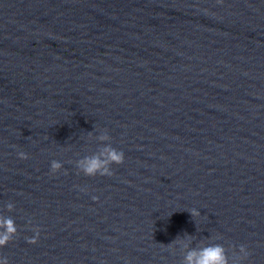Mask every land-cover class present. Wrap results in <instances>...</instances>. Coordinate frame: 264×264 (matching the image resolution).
<instances>
[{"label":"clouds","instance_id":"obj_1","mask_svg":"<svg viewBox=\"0 0 264 264\" xmlns=\"http://www.w3.org/2000/svg\"><path fill=\"white\" fill-rule=\"evenodd\" d=\"M101 140L110 141L111 137L108 134L106 129L104 135L100 137ZM18 157L21 160L28 159V154L20 151L18 153ZM101 157H104L103 159ZM125 155L121 150H117L112 147L111 144H107L103 151L97 155H89L81 158V160L77 163V169L79 172H82L85 176L95 177L97 175L100 176H111L113 175L111 166L112 165H120L124 162ZM62 168V163L56 160H53L50 164L51 173L55 174L59 172ZM82 191H86V189H81ZM93 200H97L98 197L93 196ZM6 210L11 212L14 210V204L9 202L6 205ZM189 213L192 217H197L200 215V212L192 208L189 210ZM34 235L32 237L26 238L27 243L36 244L39 239L40 229L36 227L33 229ZM17 235V225L12 217H6L4 215H0V248H4L10 242L13 241L14 237ZM179 237L177 240H174L172 243L179 242ZM166 248L168 245H165ZM249 252L245 245L241 244L239 246V251L237 254V259L235 264H242V261L246 260L249 257ZM197 257L195 260V264H229L228 254L223 245H212L207 246L197 253L196 250H193L188 253L186 256L187 264H193V258ZM0 264H9L7 257H0Z\"/></svg>","mask_w":264,"mask_h":264}]
</instances>
